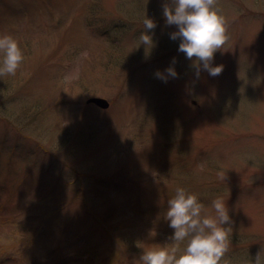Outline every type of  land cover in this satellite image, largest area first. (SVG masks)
<instances>
[{
    "label": "rangeland",
    "instance_id": "rangeland-1",
    "mask_svg": "<svg viewBox=\"0 0 264 264\" xmlns=\"http://www.w3.org/2000/svg\"><path fill=\"white\" fill-rule=\"evenodd\" d=\"M164 3L0 0V36L24 55L0 76V264H140L176 246L179 187L204 215L225 201L221 264L264 256V0H217L229 38L215 77L178 51Z\"/></svg>",
    "mask_w": 264,
    "mask_h": 264
},
{
    "label": "clouds",
    "instance_id": "clouds-1",
    "mask_svg": "<svg viewBox=\"0 0 264 264\" xmlns=\"http://www.w3.org/2000/svg\"><path fill=\"white\" fill-rule=\"evenodd\" d=\"M217 0H171L164 3L163 17L166 25H175L177 31L170 34L172 40H180L178 51L186 55L189 60L195 58L197 77L202 66L211 76H218L223 71L222 65L212 66L214 54L221 50L228 40L227 25L224 17L218 13ZM144 31L139 40L147 48L154 47L153 35L156 23L147 16L143 20ZM152 32V35L149 34ZM0 53L3 54L0 76L15 75L24 60L23 51L18 41L11 35L0 36ZM173 58V64H175ZM173 78L177 73L173 67L166 69ZM157 78L167 82V77L157 71ZM215 215L202 214L204 205L199 202L195 194H189L182 187L176 189L175 197L168 201L166 219L169 227L174 229L171 239L176 243L170 250L144 251L140 257V264H221L230 249L232 223L229 209L222 199L212 201ZM187 241L183 252L179 245ZM262 250L250 264H264Z\"/></svg>",
    "mask_w": 264,
    "mask_h": 264
},
{
    "label": "water",
    "instance_id": "water-1",
    "mask_svg": "<svg viewBox=\"0 0 264 264\" xmlns=\"http://www.w3.org/2000/svg\"><path fill=\"white\" fill-rule=\"evenodd\" d=\"M86 104H92L100 109H107L109 107V102L100 97H91L86 100Z\"/></svg>",
    "mask_w": 264,
    "mask_h": 264
}]
</instances>
